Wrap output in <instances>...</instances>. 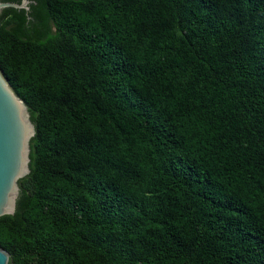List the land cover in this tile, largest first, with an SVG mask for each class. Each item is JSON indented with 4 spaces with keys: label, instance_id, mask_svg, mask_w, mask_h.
<instances>
[{
    "label": "trees",
    "instance_id": "trees-1",
    "mask_svg": "<svg viewBox=\"0 0 264 264\" xmlns=\"http://www.w3.org/2000/svg\"><path fill=\"white\" fill-rule=\"evenodd\" d=\"M30 1L0 16L36 125L10 264H264V0Z\"/></svg>",
    "mask_w": 264,
    "mask_h": 264
},
{
    "label": "water",
    "instance_id": "water-1",
    "mask_svg": "<svg viewBox=\"0 0 264 264\" xmlns=\"http://www.w3.org/2000/svg\"><path fill=\"white\" fill-rule=\"evenodd\" d=\"M30 0H0L4 8L29 9ZM36 125L27 103L16 93L0 67V217L13 215L21 193L20 179L31 172V139ZM11 254L0 246V264H10Z\"/></svg>",
    "mask_w": 264,
    "mask_h": 264
}]
</instances>
